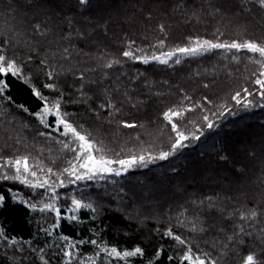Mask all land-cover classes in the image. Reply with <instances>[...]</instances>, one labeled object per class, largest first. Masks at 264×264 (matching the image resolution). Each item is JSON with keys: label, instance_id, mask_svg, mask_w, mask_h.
Masks as SVG:
<instances>
[{"label": "trees", "instance_id": "trees-1", "mask_svg": "<svg viewBox=\"0 0 264 264\" xmlns=\"http://www.w3.org/2000/svg\"><path fill=\"white\" fill-rule=\"evenodd\" d=\"M28 1L47 4L62 16L60 35L36 36L40 49L35 40L23 47L0 34V55L21 73L0 77L10 85L0 98V159H18L9 150L16 147L38 149L45 156L41 163L63 162L52 169L56 176L39 171L49 180L42 188L0 179L6 198L0 207L2 239L23 247L6 253L24 264H39L40 258L61 264L68 245L81 255L140 247L143 255L124 262L106 259L110 264H189L182 257L191 249L205 264H243L248 255L254 264H264V100L250 96L248 108L232 100L237 91L259 88L253 81L264 57L216 48L186 55L179 63L174 59L178 47L195 40L264 45V8L256 0ZM125 50L149 58L175 54L167 63H145L123 56ZM36 91L51 109L45 124L39 119L45 101ZM57 102L59 116L107 159L143 155L145 162L127 170L113 163L109 167L120 175L98 173L55 185V177H67L64 169L73 160L64 147L70 134L49 135L46 127L59 118L52 114ZM221 106L231 114L213 115ZM169 109L184 110L172 119L190 137L187 147L164 160L150 159L172 151L176 136L163 115ZM205 115L215 127H207ZM77 203L76 219L67 218ZM44 207L51 209L44 212ZM3 254L0 264L6 263Z\"/></svg>", "mask_w": 264, "mask_h": 264}, {"label": "snow or ice", "instance_id": "snow-or-ice-1", "mask_svg": "<svg viewBox=\"0 0 264 264\" xmlns=\"http://www.w3.org/2000/svg\"><path fill=\"white\" fill-rule=\"evenodd\" d=\"M81 4H84L87 2V0H79ZM256 2L260 5L261 8H264V0H256ZM243 7V5H241ZM37 28H39V25H37ZM163 26H161V31H163ZM194 45V46H193ZM159 47H163V40L159 41L158 44ZM3 47V42L0 41V49ZM216 48H227V49H235L237 51H240L242 49H246L252 53H258L260 57H264V45L258 44L257 42H249V41H244L241 43L237 42H232V43H214L210 42L207 40H195V41H190L189 46L186 47H178L175 52L182 53V54H190V55H195L198 53H202L205 51H209L211 49H216ZM175 53L173 52H167V53H162L160 56L153 55L150 58L149 57H142L138 55H134L131 50H125L123 51L122 55L125 57H128L130 59L134 60H139L142 62L147 63L149 59L159 61L161 63H166L167 60L164 59L163 57L171 58ZM179 63V60L176 61ZM257 63L261 64V71L259 74L256 76V79L253 81V83L259 88L255 91V93L252 90H249L248 88H244L241 91H237L233 96L232 100L235 102L236 105L242 106L244 108H248L251 106L252 101L248 100V97L256 94L259 95L261 100H264V62L257 61ZM109 67L112 65L109 64ZM12 74L16 76L17 78L20 77V69L16 66L15 63L9 61L6 59L4 55H0V77L2 75H7V74ZM51 76V74H49ZM10 87V85L3 79L0 78V98H3V95L7 92V89ZM45 87L48 88H53V84H46ZM35 95L39 97L40 99L45 101V107L44 109L39 113V115L42 118H45L50 112L51 109L48 107V102L47 98L42 96L40 92L36 91ZM9 99H11L9 97ZM56 111L52 113L53 115H57L59 118L55 122V125H46L50 129V132L48 133L49 135L51 132H58L59 135L61 136H67L68 134H71L74 138L75 141H78L79 144L77 148L73 149L75 152V160L80 161V163L77 165L76 163H71L70 162V167L64 169V173H67L70 176H74L76 180H81L87 177L88 179H92L95 177L98 173H111L115 172L116 175H120V171L115 170L109 165L116 163L121 166L123 170L129 169L131 166L136 165L138 162L143 164L145 162V157L143 155L136 157L132 156L130 159H118V160H111L107 159L104 155L101 154L102 149L91 142L90 138L86 137L85 135H81L80 132L74 128L70 123L66 121V119L63 116H59L60 112V103L57 102L54 105ZM220 111L218 113H213V115H218L220 117L225 116L226 114H231V109L226 108L224 106H221ZM27 110V109H25ZM190 111L191 109H187ZM183 111H175L172 109H169L168 112H165L164 118L170 123L172 131L175 133L176 139L175 142L172 143L171 149L172 151H161L158 157H152L150 159H160L164 160L168 158L173 152L177 151L180 148L187 147V144L184 142L189 140L190 137L186 136L182 131L179 130L177 123L173 121V117L183 115ZM66 116V114H64ZM204 120L207 123V127L209 129L215 127V124L213 121L209 119L207 115L204 116ZM60 126H63L62 129ZM126 127H134L135 125L133 124H126ZM191 138L193 139H198L199 137L192 136ZM64 147H69L67 143L64 144ZM95 153V155L93 154ZM9 164H11V167L15 169V175L14 176H4L3 179H15L21 181V183H27L31 187H44L45 185L49 184V180L45 179L43 181H37L35 184H33L30 180H28V176H36L37 172L36 170H33L29 163H28V158L24 157L23 159H15L11 162H5L3 165L4 167H7ZM77 167L81 169H86L83 175L77 174ZM43 171V169H40ZM47 173L51 176H56L57 173L54 172L51 168L47 169ZM5 196L3 194H0V207H3V204L5 202ZM12 199H17V197L13 196ZM77 209L81 207L79 203L75 205ZM252 216H255L256 213L252 212ZM73 220L76 219L75 216L72 217ZM168 236H171L172 233L171 231H168L165 233ZM3 233H0V236H2ZM178 241L181 243H184L183 240H180L179 237H175ZM12 243H16V241L13 239ZM95 243V241H93ZM42 251V250H41ZM109 256H114L116 258H119L121 260H125L128 257H133L139 255H143V250L140 247H136L132 251H123V252H118L116 248H112L108 252ZM65 256L71 258L73 253L71 251H67L64 253ZM171 259V258H170ZM183 261H188L189 264H205V260L200 258V257H195L193 258L191 254V249H189L182 257ZM243 264H254V256L253 255H248L246 260L243 262Z\"/></svg>", "mask_w": 264, "mask_h": 264}, {"label": "rangeland", "instance_id": "rangeland-1", "mask_svg": "<svg viewBox=\"0 0 264 264\" xmlns=\"http://www.w3.org/2000/svg\"><path fill=\"white\" fill-rule=\"evenodd\" d=\"M47 5V4H46ZM46 5L39 6L33 1H28V0H0V34H7L6 39H8L11 42H18L19 46L23 47H31L34 40H35V45L42 49L43 47L42 42L36 37V36H43L44 38H49L50 36H55L58 34V38L60 35V30L58 32L59 27H61V24L59 21L61 20V15L55 12L51 8H47ZM37 25L39 27L44 26L46 30L38 29ZM34 29L38 30L35 31ZM63 30H66L63 28ZM35 32V34H33ZM35 36V37H34ZM58 45V44H56ZM10 49L9 47H7ZM186 55L189 54H182L180 53L177 57H175V60H179L182 57H185ZM164 59L169 62L170 58L163 57ZM159 62V61H158ZM166 62V63H167ZM3 76V75H2ZM47 117V116H46ZM45 117V119H46ZM39 119L42 123L45 124L44 118H42L39 115ZM69 142L67 143L69 145L68 150L69 152L72 153V158L73 160L70 162L71 163H76L77 165L80 163V161L75 160V152L73 149L77 148L79 142L75 141L73 136L70 134V137L68 138ZM20 149L23 150V152H20ZM17 149L15 148H9V150H13V155H18V159H23L22 155L28 158V163L30 167L33 169L32 165L36 166L38 168L36 171L37 175L36 176H28V180H30L33 184H35L38 180L43 181L45 180L44 178L41 177V171L40 169H56L58 167V164L61 165L63 160L61 159H55L56 162H54L52 165L48 163H41V161L45 158V156L42 153H39L38 149L36 148H20ZM71 158V159H72ZM13 161L12 159L9 160H4L0 159V179H3L4 176H14L15 175V169L11 167V164H9L7 167H4L3 165L5 162H11ZM67 162V163H70ZM70 167V165H69ZM34 170V169H33ZM86 169H81L77 167V174L83 175ZM67 177L61 178V177H55V180L59 181H54L55 185H63L66 186V184L70 181H73L75 179L74 176H70L66 173ZM10 180H15V179H10ZM76 204H74V207L70 209L67 213L66 216L69 219H72L73 216H75V212L78 210L75 207ZM51 208L49 207H44L43 210L44 212H49ZM55 217H58V212L54 210ZM27 244H24V247H26ZM14 247V249H13ZM23 249V247L18 246L13 244L11 241H4L2 239V236H0V252L2 251L4 256H6V263L5 264H24V260L21 261V258H14V254H9L6 253L7 251L12 252L15 250L20 252L19 250ZM12 250V251H11ZM29 250V249H28ZM110 250V249H109ZM108 249L103 248L100 249V254L101 255H84L80 254L79 250L75 246H70L68 245L64 249V253L67 251H71L73 253L72 257L69 258L65 255H63L61 264H100V261H105V264H110L108 263V257H110L113 260H119L120 262H124L125 260H121L119 258H116L114 256H109ZM32 252V251H29ZM193 256V255H192ZM41 257V256H40ZM198 257V256H193V258ZM26 257V261L29 262V260ZM108 258V259H106ZM39 264H46L45 260L43 258H40V260H37ZM206 263V262H205ZM198 264V262H197Z\"/></svg>", "mask_w": 264, "mask_h": 264}]
</instances>
